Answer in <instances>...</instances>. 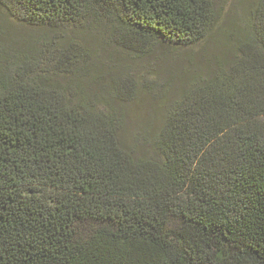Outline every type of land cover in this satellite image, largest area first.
<instances>
[{
	"label": "trees",
	"instance_id": "trees-1",
	"mask_svg": "<svg viewBox=\"0 0 264 264\" xmlns=\"http://www.w3.org/2000/svg\"><path fill=\"white\" fill-rule=\"evenodd\" d=\"M224 7L0 0L7 24L66 38L10 56L0 41V264H264V0L233 35ZM96 25L137 56L224 40L229 59L130 136L134 85L85 80L80 40Z\"/></svg>",
	"mask_w": 264,
	"mask_h": 264
},
{
	"label": "rangeland",
	"instance_id": "rangeland-1",
	"mask_svg": "<svg viewBox=\"0 0 264 264\" xmlns=\"http://www.w3.org/2000/svg\"><path fill=\"white\" fill-rule=\"evenodd\" d=\"M252 1L225 0L223 27H227L230 34L240 31ZM0 25L12 33L0 40L8 56L14 54L11 50L23 48L27 40L36 39L40 43L45 41L54 49L66 43L65 37L46 29L7 24L1 10ZM112 35L114 33L108 26L103 25L91 26L89 31L82 33L80 43L89 53L93 70L84 76L85 80L96 79L90 86L95 92L104 91V85L117 79L118 82L128 81L134 85V101L121 106L126 115L125 129L128 135L139 134L147 120L156 123L163 98L176 96L191 84L192 78L205 77L221 62L229 59V45L224 40L220 43L211 41L190 51H173L171 48L156 46L145 49V53L137 56L117 48Z\"/></svg>",
	"mask_w": 264,
	"mask_h": 264
}]
</instances>
